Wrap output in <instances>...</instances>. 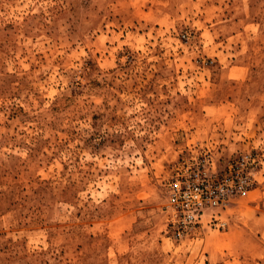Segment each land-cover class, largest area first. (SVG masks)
Returning <instances> with one entry per match:
<instances>
[{
    "label": "rangeland",
    "instance_id": "obj_1",
    "mask_svg": "<svg viewBox=\"0 0 264 264\" xmlns=\"http://www.w3.org/2000/svg\"><path fill=\"white\" fill-rule=\"evenodd\" d=\"M247 153L175 237L170 175ZM0 264H264V0H0Z\"/></svg>",
    "mask_w": 264,
    "mask_h": 264
},
{
    "label": "built area",
    "instance_id": "obj_2",
    "mask_svg": "<svg viewBox=\"0 0 264 264\" xmlns=\"http://www.w3.org/2000/svg\"><path fill=\"white\" fill-rule=\"evenodd\" d=\"M254 172L250 153L228 161L221 169L209 156L176 169L164 183L171 233L178 238L198 233L205 214L224 210L235 197L250 189ZM209 215V219H217L215 214Z\"/></svg>",
    "mask_w": 264,
    "mask_h": 264
}]
</instances>
